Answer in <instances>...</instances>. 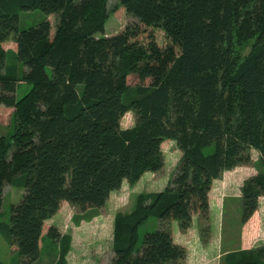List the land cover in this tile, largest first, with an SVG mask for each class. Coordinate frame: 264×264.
Returning <instances> with one entry per match:
<instances>
[{
    "label": "trees",
    "instance_id": "trees-1",
    "mask_svg": "<svg viewBox=\"0 0 264 264\" xmlns=\"http://www.w3.org/2000/svg\"><path fill=\"white\" fill-rule=\"evenodd\" d=\"M119 6L129 21L106 35ZM32 10L53 25L18 30V13ZM9 38L20 76L6 70ZM239 41L250 42L245 55ZM0 106L12 109V133L0 135V215L4 188L21 191L0 236L19 264L38 260L43 237L61 243L64 264L68 240L53 225L42 233L45 221L63 202L89 218L124 181L160 172L167 140L180 152L174 169L161 191L117 217L107 264L180 262L186 249L173 231L186 233L196 216L208 242L212 183L251 166V150L258 170L239 197L245 232L264 197V0H0ZM126 112L134 124L123 129ZM149 218L156 228L139 238ZM224 260L264 264V246Z\"/></svg>",
    "mask_w": 264,
    "mask_h": 264
},
{
    "label": "rangeland",
    "instance_id": "rangeland-1",
    "mask_svg": "<svg viewBox=\"0 0 264 264\" xmlns=\"http://www.w3.org/2000/svg\"><path fill=\"white\" fill-rule=\"evenodd\" d=\"M114 0H108V7ZM18 30L33 27L44 19H49L53 25L55 18L47 17L39 10L21 11L18 13ZM129 21L123 8L117 7L104 25L106 35H111L123 29ZM157 43L162 45V33L157 32ZM11 38L4 45L6 52V70L22 73V66L16 60L14 51L10 48ZM250 48V42L239 41L236 51L245 55ZM130 85L136 83L131 76L127 77ZM28 87L21 86L18 96H21ZM12 109L0 106V135L9 136L12 133L10 124ZM121 128H129L134 124L132 114L126 112L120 119ZM164 165L158 173H145L133 185L125 181L120 188L112 192L105 205L91 217L77 216L74 210L65 202L61 203L58 211L44 223L42 233L49 225H53L62 239L68 240V248L64 254V264H107L112 258L115 220L119 216L131 214L140 195L147 196L161 191L168 180L180 156L173 141H164L161 145ZM253 164L238 166L224 171L218 179L213 181L209 192V239L205 245L199 240L196 216H193L191 226L186 233L179 234L173 231L177 242L183 243L186 249L185 259L174 264H226L224 257L227 253L241 249L245 228L240 224V187L245 178L255 174L258 170L257 152L250 151ZM21 196L20 189L6 186L3 190V200L0 220L7 221L11 204L18 203ZM264 199H261L263 202ZM156 228V220L149 218L138 231L139 238L144 232ZM248 233L247 239H251ZM253 236V235H251ZM141 239H139L140 242ZM258 244L249 249H261L264 246V235L257 240ZM262 242V243H261ZM244 245V244H243ZM249 245V244H248ZM63 250L60 242H52L43 237L38 260L34 264H58L60 253ZM0 261L4 264H19L18 255L0 236Z\"/></svg>",
    "mask_w": 264,
    "mask_h": 264
},
{
    "label": "crops",
    "instance_id": "crops-1",
    "mask_svg": "<svg viewBox=\"0 0 264 264\" xmlns=\"http://www.w3.org/2000/svg\"><path fill=\"white\" fill-rule=\"evenodd\" d=\"M261 199H264V197L260 198L257 212L253 218L252 230L249 234L251 239H247L248 233L244 231L245 234H244V237L242 238V242L244 245L242 244L240 246L241 249H249V248L255 246V244H258L257 243L258 238H260L262 235H264V201L261 202ZM188 231H190V230H188ZM251 235H253V236H251ZM181 244L183 245V243H181Z\"/></svg>",
    "mask_w": 264,
    "mask_h": 264
}]
</instances>
